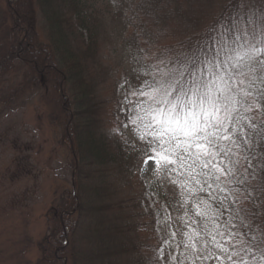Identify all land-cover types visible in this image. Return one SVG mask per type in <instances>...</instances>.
<instances>
[{"label":"rangeland","instance_id":"374dc122","mask_svg":"<svg viewBox=\"0 0 264 264\" xmlns=\"http://www.w3.org/2000/svg\"><path fill=\"white\" fill-rule=\"evenodd\" d=\"M228 2L60 0L55 18L61 25L50 30L54 50L49 54L57 58L61 72L70 74L67 99L82 103L73 107L75 117L65 126L61 116L46 117L39 95L29 91L0 107V264H175L169 253L193 264L177 246L187 239L181 233L196 227L197 197L213 207L214 202L207 191L190 194L196 187L192 183L181 187L188 180L183 170L167 176L158 171L163 153L151 150V137L138 139V124L130 117L147 102L140 93L148 92L152 82L148 66L183 60L181 40L205 31ZM240 2L246 11L264 12V0ZM5 24V2L0 0V51L6 46ZM37 28L39 39L47 43L41 18ZM22 70L14 64L1 73L0 87L17 85ZM57 97L48 93L51 106L59 102ZM248 116L260 125L264 110ZM70 122L81 128L78 135H68ZM252 151L258 161L259 147ZM260 186L259 176L243 187L236 185L240 199L218 217L221 223L233 221L234 209L246 216L251 230L241 225L236 239L225 245L228 254L234 245L239 253L235 259L246 264H264ZM231 200L229 195L224 201L226 208ZM58 212L70 232L55 222ZM233 222L240 225L238 219ZM161 249L163 260L157 258ZM221 260L230 264L224 256Z\"/></svg>","mask_w":264,"mask_h":264},{"label":"snow or ice","instance_id":"6c2138e0","mask_svg":"<svg viewBox=\"0 0 264 264\" xmlns=\"http://www.w3.org/2000/svg\"><path fill=\"white\" fill-rule=\"evenodd\" d=\"M146 75L152 82L140 95L147 102L130 117L132 124H138V139L151 137V150L163 153L158 171L167 176L177 168L183 170L188 180L181 187L192 183L196 187L189 189L190 194L207 191L214 202L213 207L197 197V219L192 220L196 227L191 233L182 232L187 239L177 246L186 250L184 259L193 264L212 259L223 264L221 256L230 264H246L235 259L239 253L234 245L233 254L225 246L236 239L241 225L251 230L244 223L246 216L232 210L233 221L238 219L240 225L221 223L218 217L240 199L236 185L243 187L249 178L259 176L264 190V120L257 125L248 116L264 110V12L246 11L236 0L232 11L222 13L183 60H161L148 66ZM229 195L232 200L226 208ZM176 235L171 233L172 238ZM168 256L170 262L183 264L171 253ZM157 258L164 259L163 249Z\"/></svg>","mask_w":264,"mask_h":264},{"label":"trees","instance_id":"16d2710c","mask_svg":"<svg viewBox=\"0 0 264 264\" xmlns=\"http://www.w3.org/2000/svg\"><path fill=\"white\" fill-rule=\"evenodd\" d=\"M4 2L7 25L5 24L2 27H4L3 37L4 41H6V46L0 51V74L6 72L14 64H21V67H23V77L17 85L7 90L5 87H0V107L6 101L11 100L12 97L19 94L22 96L25 94L27 95L29 91L30 94L34 93L33 95L35 96L39 95L38 101L46 117L49 114L61 116V118H63L62 126H65V122L68 121L70 117V120L72 117H75V114H73V107L76 110V107L82 102L71 103L67 99L66 94L70 90L69 86H71L70 74H67V76L64 72H61L58 68L59 64L57 58H53L54 55L51 57L49 54L51 53V49L52 52L54 50V38L50 30L54 26L60 28L61 25V22H58L55 18L57 16L56 9L60 4V0H4ZM235 2L236 0H229L222 9L221 14L226 10L232 11V6ZM39 18H41L42 23H44L47 37L45 40L47 43L39 39L37 32ZM83 19L84 18H80L77 21H81L79 23L84 25L86 21L84 22ZM216 19L212 21L205 31L214 24ZM84 28L88 29L86 26H84ZM205 31L194 34L185 40H181L184 53L197 44ZM57 35L58 37L60 36L59 34ZM36 86L39 88L38 90L35 89ZM31 90L34 91L31 92ZM25 91L27 92L25 93ZM48 93L57 94V100L59 102H55V104L51 106L49 98H47ZM79 98L83 101L81 96H79ZM71 126H73V128L68 132V135L71 136L73 132L78 135L81 128L78 126V128L74 129L75 127L72 123ZM87 127L88 125L83 130ZM58 214L59 212L54 215L55 222L65 226L66 223L60 221ZM70 227V225L65 226L66 230L69 232ZM40 261L42 260L40 259Z\"/></svg>","mask_w":264,"mask_h":264}]
</instances>
